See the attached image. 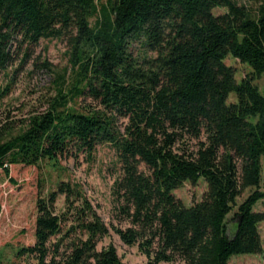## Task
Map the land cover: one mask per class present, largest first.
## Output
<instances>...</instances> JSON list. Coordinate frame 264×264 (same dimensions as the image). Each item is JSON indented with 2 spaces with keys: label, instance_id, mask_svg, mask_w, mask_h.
I'll list each match as a JSON object with an SVG mask.
<instances>
[{
  "label": "trees",
  "instance_id": "obj_1",
  "mask_svg": "<svg viewBox=\"0 0 264 264\" xmlns=\"http://www.w3.org/2000/svg\"><path fill=\"white\" fill-rule=\"evenodd\" d=\"M247 1L252 5L0 0V74L22 48L63 39L74 73L71 98L95 103L84 110L68 107L60 89L48 111L18 129L0 120V168L10 176L11 165L92 154L109 143L123 171L114 194L131 221L115 230L124 243L138 245L145 264H230L233 254L262 253L264 212L254 207L264 199V94L253 81L264 74V0ZM215 7L227 11L215 14ZM134 42L141 43L138 54ZM230 54L253 68L241 82L224 61ZM231 92L237 101L228 103ZM5 94L0 89V98ZM200 177L208 188L186 206L172 191ZM248 187L256 189L239 205L240 225L231 237L228 215ZM74 192L61 182L58 191L38 198L35 242L21 252L37 264H125L113 244L97 249L109 228L86 201L82 207L71 202ZM58 194L71 202L78 220L72 227L86 237L53 240L63 233V219L54 211Z\"/></svg>",
  "mask_w": 264,
  "mask_h": 264
},
{
  "label": "rangeland",
  "instance_id": "obj_2",
  "mask_svg": "<svg viewBox=\"0 0 264 264\" xmlns=\"http://www.w3.org/2000/svg\"><path fill=\"white\" fill-rule=\"evenodd\" d=\"M242 1L252 5L247 0ZM226 11L225 7H215L213 10L215 14ZM132 49L135 54L140 53L141 43L134 42ZM69 60L70 48L63 39H42L28 49L22 48L16 54L14 63L0 74V89L7 91V94L0 98V120L11 122L18 129L27 124L30 117L48 111L59 97L60 89L67 95L68 107L84 110L85 105H94L93 100L86 96L71 98L69 88L73 86L74 73L69 66ZM224 61L227 65L235 67L238 82L253 72L249 63L241 62L231 54ZM253 82L264 94V74ZM236 101V93L231 92L228 103ZM123 121L122 119L121 123ZM261 163V187L264 188V154ZM141 169L148 171L144 164ZM122 172L117 152L109 143L98 145L92 154L79 152L57 160H42L38 165H11L10 176L0 168V264H37L34 256L22 253L21 248L35 242L38 198L58 191L61 182L74 189L75 196L71 197L74 205L82 207L86 201L91 210L98 213L108 226L109 233L99 240L98 250L113 244L125 264H145L147 257L139 250L138 245L124 243L115 230L117 227L126 228L131 225L130 219L122 210L124 202L114 194L115 181ZM207 188L205 178L200 177L196 184L186 181L172 192L182 199L186 206H190L202 199ZM255 189L256 187H248L237 198L233 210L228 215L229 235L237 221L236 212L239 205ZM71 202H67L65 194L57 195L54 211L63 219V233L55 236L53 240H58L63 235L69 240L87 236L81 228L77 227L76 230L72 227L78 224V220L75 217V209L70 207ZM254 210L264 212V199L255 205ZM259 229L263 252L233 254L229 259L230 264H264V220ZM159 264L186 263L177 259Z\"/></svg>",
  "mask_w": 264,
  "mask_h": 264
},
{
  "label": "water",
  "instance_id": "obj_3",
  "mask_svg": "<svg viewBox=\"0 0 264 264\" xmlns=\"http://www.w3.org/2000/svg\"><path fill=\"white\" fill-rule=\"evenodd\" d=\"M239 225H240V217H237V221L233 225L232 233L230 234L231 237H234L236 235V233L238 232V229H239ZM228 232H229V226H228Z\"/></svg>",
  "mask_w": 264,
  "mask_h": 264
}]
</instances>
